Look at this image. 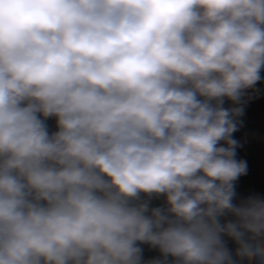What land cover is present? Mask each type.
<instances>
[{
  "label": "clouds",
  "instance_id": "clouds-1",
  "mask_svg": "<svg viewBox=\"0 0 264 264\" xmlns=\"http://www.w3.org/2000/svg\"><path fill=\"white\" fill-rule=\"evenodd\" d=\"M262 72L264 0H0V264H264Z\"/></svg>",
  "mask_w": 264,
  "mask_h": 264
},
{
  "label": "water",
  "instance_id": "water-1",
  "mask_svg": "<svg viewBox=\"0 0 264 264\" xmlns=\"http://www.w3.org/2000/svg\"><path fill=\"white\" fill-rule=\"evenodd\" d=\"M264 76V72H262ZM225 107H231V102L226 101ZM244 112L238 117V130L233 133L237 140L236 159L247 163V173L241 176L235 183L236 202L250 195L264 197V80L258 83L254 89L247 90ZM51 130L55 128V121H48ZM161 199H153L152 206H159ZM143 248L145 261L156 258L159 253L147 245ZM229 247L234 248L231 242Z\"/></svg>",
  "mask_w": 264,
  "mask_h": 264
}]
</instances>
